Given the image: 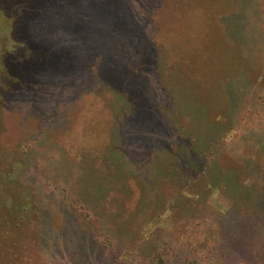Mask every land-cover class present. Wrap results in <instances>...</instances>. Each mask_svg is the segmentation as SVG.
<instances>
[{
    "label": "rangeland",
    "instance_id": "obj_1",
    "mask_svg": "<svg viewBox=\"0 0 264 264\" xmlns=\"http://www.w3.org/2000/svg\"><path fill=\"white\" fill-rule=\"evenodd\" d=\"M0 9V264H133L141 238L168 264H230L218 231L264 189V0ZM215 162L245 166L236 190Z\"/></svg>",
    "mask_w": 264,
    "mask_h": 264
},
{
    "label": "trees",
    "instance_id": "obj_2",
    "mask_svg": "<svg viewBox=\"0 0 264 264\" xmlns=\"http://www.w3.org/2000/svg\"><path fill=\"white\" fill-rule=\"evenodd\" d=\"M15 4V3H14ZM12 3V5H14ZM19 6H15L14 9L16 10L15 13H17V10H19ZM10 19L6 14L5 11L3 9H0V30L3 27L2 24H8V22H10ZM13 27V26H12ZM128 77L130 78V75L128 74ZM131 79V78H130ZM152 119V115L150 116ZM210 149V148H209ZM172 153V152H170ZM192 153H188V156L190 157ZM205 156V158H204ZM207 158V162L205 163V166L207 167V169H211V160L213 159L212 155L209 154V151H204V154L202 153V158L201 161L206 160ZM254 158L257 160L259 157L258 155H254ZM192 159V157H191ZM254 159V160H255ZM182 162H184L183 164H180L179 166H181L182 171L186 172L187 170L190 171L192 169V172H197V168L195 167V162L194 159L190 160V158H183ZM177 165V164H174ZM237 168H228L227 172L234 174L235 180L237 181V183L233 184V189L236 190V187L241 185V177L244 174V167L243 165H241L240 163H236ZM213 169L216 170L217 174H215L216 176H225V173H227L223 167V165L220 162H215V166ZM170 170L168 171V169H165V171L167 172V174L165 176L163 175H159L160 177L164 178L165 180L169 181L171 187H174V185L177 184H181L184 182H178L176 181L175 175L173 174V172L177 171L178 168L176 166H169L168 167ZM214 170H212L213 172ZM194 172V173H195ZM214 173V172H213ZM240 175H239V174ZM231 176H229L230 178ZM255 177V181H257L258 177L257 175H254ZM122 179V177H121ZM200 176H196L195 177V185H199V180ZM231 181V180H230ZM229 181V182H230ZM193 182V181H192ZM194 185V187H195ZM179 190V189H178ZM121 195H123L122 193H120ZM183 196V193H182ZM181 194L178 195H174L171 196L170 198H172L173 202H180V198L182 197ZM180 197V198H179ZM179 198V199H178ZM248 202V201H245ZM255 203H257V205L259 207H257V209H252V206L255 205ZM248 207H250L249 209L246 210H237V221L236 224L234 223L232 226V230L227 229V227H222L220 231H218V238L222 241V244L224 246V251L227 252L228 255V260L230 264H264V246H260L257 243L258 235L257 237H254L255 234H257V231H254V228H257V226L260 224L259 222H264V209L263 212H260L258 210V208L261 210L262 207H264V189L262 190V194L261 197H256L253 201H251V203H247ZM262 205V207L260 208V206ZM238 207V205H237ZM224 217V216H223ZM235 217V215H234ZM234 219V220H236ZM129 225V222L126 223ZM257 224V225H256ZM238 230V231H236ZM121 237H128L127 233L121 231ZM154 241H150L147 242L144 238H141L140 240H138L136 242V245H132V250H134L133 252H135L137 254V256H135V261H132L133 264H146L148 261V258L150 260L154 261V264H168V262H166L165 259V254H163L164 252H160L159 250L161 249L158 246H154ZM173 243V242H172ZM106 245V244H105ZM149 246H152L151 249L152 251L150 252L149 250ZM103 247V246H102ZM104 249L105 248L104 246ZM108 251H110L108 249ZM170 253H174V257H176V255H179V251L176 250V248L173 250L170 249ZM122 254H126V251H124ZM99 258H106L108 257L107 255V251L103 252V253H98L97 254ZM245 256V257H244ZM137 257V260H136ZM120 258V259H119ZM119 258H115V260L113 261V263H118L121 260V257ZM247 258V259H246ZM260 261L261 263H257L256 261ZM255 261V263H254ZM131 262V263H132ZM88 264H97L94 261H90L88 262ZM98 264H104L103 261H101L100 263L98 262Z\"/></svg>",
    "mask_w": 264,
    "mask_h": 264
}]
</instances>
